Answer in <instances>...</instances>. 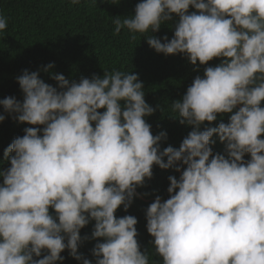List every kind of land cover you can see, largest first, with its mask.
I'll return each instance as SVG.
<instances>
[{
	"label": "clouds",
	"instance_id": "9594fccd",
	"mask_svg": "<svg viewBox=\"0 0 264 264\" xmlns=\"http://www.w3.org/2000/svg\"><path fill=\"white\" fill-rule=\"evenodd\" d=\"M173 14L170 39L144 35L151 48L183 54L192 65L222 58L170 104L192 128L178 148L161 150L166 132L152 134L145 117L156 108L129 71L71 82L52 73L53 87L23 69L15 78L22 101L0 99L18 122L43 126L25 127L4 149L10 166L0 169V264H56L65 249L92 264L77 251L90 221L91 238H103L91 249L95 264H149L137 218L115 212L140 195L153 165L180 172L167 177L169 198L157 195L145 209L162 264H264V0H139L133 14L113 18V31L157 32ZM6 28L0 15V31ZM220 113L231 114L227 123L201 130ZM214 134L224 154L213 153Z\"/></svg>",
	"mask_w": 264,
	"mask_h": 264
},
{
	"label": "trees",
	"instance_id": "16d2710c",
	"mask_svg": "<svg viewBox=\"0 0 264 264\" xmlns=\"http://www.w3.org/2000/svg\"><path fill=\"white\" fill-rule=\"evenodd\" d=\"M139 0H80L72 4L71 0H0V15L7 18L6 30L0 31V99L15 96L22 101L23 93L16 77L23 69L38 71V76L45 83L57 87V82L51 78L52 73L63 74L70 82L79 81L81 77L91 78L93 74L103 75V71L119 70L138 74L143 82L144 99L156 108L152 115L145 117L151 125L153 135L166 132L167 138L160 141L161 150L169 145L178 148L182 139L192 130L190 125L179 123L178 114L174 113L170 104L180 99L196 75L203 76L204 68L215 66L222 58H213L205 65H192L183 54L157 53L146 42V36L157 38L174 32V24L178 17L173 14L171 21L162 24L159 31L153 33H130L122 29L114 34L112 20L116 16L133 14V9ZM195 11L189 6V12ZM133 36L135 37L133 39ZM163 42V41H162ZM49 63L53 67L47 72L41 70ZM59 90V89H58ZM160 105V107H156ZM264 105V101H262ZM104 111V109H98ZM235 111V109H234ZM0 114L5 120L0 121V169H6L10 163L4 157V149L17 136H23L25 127H43L18 122L4 113L0 105ZM14 115V114H13ZM230 113L217 114V120L205 121V125L217 126L219 122H228ZM264 138V134H262ZM214 144L210 145L213 153L224 154V144L214 134ZM245 154L244 159H249ZM166 160V157L164 158ZM185 165H181L183 170ZM153 176L146 179L143 186L137 187L133 202L125 211L121 205L115 212L117 217L133 215L138 223L135 225L141 251L146 250L149 264H162V258L156 254L151 241L153 237L146 230L145 209L159 195L163 200L169 198L167 187L169 175L179 178L180 172L175 168L161 169L152 167ZM3 178L0 177V183ZM50 213L55 215L53 209ZM94 221L80 229L83 240L77 251L95 264L91 249L103 238H91ZM44 253H42L43 256ZM63 261L56 264H81L69 255L67 249L61 254ZM34 257L36 259L42 258Z\"/></svg>",
	"mask_w": 264,
	"mask_h": 264
}]
</instances>
